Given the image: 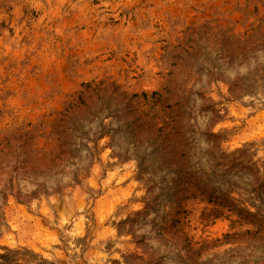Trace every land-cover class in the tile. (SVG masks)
Segmentation results:
<instances>
[{"label": "rangeland", "instance_id": "1", "mask_svg": "<svg viewBox=\"0 0 264 264\" xmlns=\"http://www.w3.org/2000/svg\"><path fill=\"white\" fill-rule=\"evenodd\" d=\"M0 264H264V0H0Z\"/></svg>", "mask_w": 264, "mask_h": 264}]
</instances>
